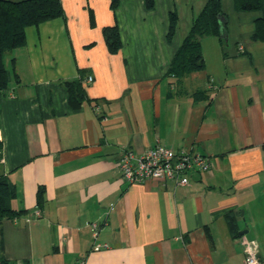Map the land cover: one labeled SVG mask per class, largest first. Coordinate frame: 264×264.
Listing matches in <instances>:
<instances>
[{
    "label": "crops",
    "instance_id": "1",
    "mask_svg": "<svg viewBox=\"0 0 264 264\" xmlns=\"http://www.w3.org/2000/svg\"><path fill=\"white\" fill-rule=\"evenodd\" d=\"M59 1L63 17L27 27L4 55L0 174L22 213L0 220V264H246L241 237L264 257V40L253 38L264 10L221 0L225 45L203 38L204 68L176 80L170 65L207 0H119L114 11L111 0ZM78 78L89 101L73 109L62 83ZM156 145L212 167L187 172L185 186L124 183L122 151Z\"/></svg>",
    "mask_w": 264,
    "mask_h": 264
},
{
    "label": "trees",
    "instance_id": "2",
    "mask_svg": "<svg viewBox=\"0 0 264 264\" xmlns=\"http://www.w3.org/2000/svg\"><path fill=\"white\" fill-rule=\"evenodd\" d=\"M235 9L241 12L263 11L264 0H233ZM146 8L153 7L152 0H145ZM119 0H111L110 8L114 11ZM63 17V10L59 0H0V92H5L9 85V72L6 68L4 55L6 52L25 45V29L38 26L46 21ZM177 15L171 13L167 37L170 38L175 31ZM107 47L116 52L120 46L118 30L116 27L103 29ZM214 36L222 45L226 43V16L222 11L221 0H207L201 12L196 16L183 38L169 68V75L181 80L186 75L200 71L204 68L201 52V40ZM253 38L264 40V17L255 20ZM66 92L68 104L77 109L83 102L89 100L80 78L62 83ZM42 189L38 192V203H41ZM16 197L15 188L7 177L0 174V220L14 218L22 213L12 208V201ZM230 231L236 234L234 217L226 215Z\"/></svg>",
    "mask_w": 264,
    "mask_h": 264
},
{
    "label": "built area",
    "instance_id": "3",
    "mask_svg": "<svg viewBox=\"0 0 264 264\" xmlns=\"http://www.w3.org/2000/svg\"><path fill=\"white\" fill-rule=\"evenodd\" d=\"M91 78L87 79L90 82ZM212 163L208 156L190 149L171 150L159 145L141 153L130 149L122 151L118 162L121 180L127 185L143 184L149 180H170L177 186L188 184L187 172H209ZM39 216V212H35ZM96 236L97 224H93ZM246 264H264V257H258V246L254 241L241 237ZM99 245L95 250H99Z\"/></svg>",
    "mask_w": 264,
    "mask_h": 264
},
{
    "label": "water",
    "instance_id": "4",
    "mask_svg": "<svg viewBox=\"0 0 264 264\" xmlns=\"http://www.w3.org/2000/svg\"><path fill=\"white\" fill-rule=\"evenodd\" d=\"M245 233H246V231H240V232H238L237 235L240 237V236H243ZM258 257H261L260 253L258 254Z\"/></svg>",
    "mask_w": 264,
    "mask_h": 264
}]
</instances>
